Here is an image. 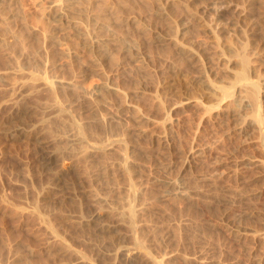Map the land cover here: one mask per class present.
I'll return each mask as SVG.
<instances>
[{
    "label": "rangeland",
    "instance_id": "374dc122",
    "mask_svg": "<svg viewBox=\"0 0 264 264\" xmlns=\"http://www.w3.org/2000/svg\"><path fill=\"white\" fill-rule=\"evenodd\" d=\"M211 1L0 0V264H264V0Z\"/></svg>",
    "mask_w": 264,
    "mask_h": 264
},
{
    "label": "bare ground",
    "instance_id": "6f19581e",
    "mask_svg": "<svg viewBox=\"0 0 264 264\" xmlns=\"http://www.w3.org/2000/svg\"><path fill=\"white\" fill-rule=\"evenodd\" d=\"M211 1V0H210ZM216 1V0H215ZM215 1H211L210 5H213V6H216L217 4H219L218 2H215ZM57 159V156L54 152L52 151H49L46 155H44V161L45 163L49 164V163H52L54 161H56Z\"/></svg>",
    "mask_w": 264,
    "mask_h": 264
}]
</instances>
